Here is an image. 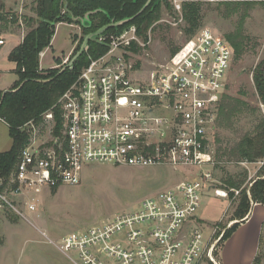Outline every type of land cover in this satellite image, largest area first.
<instances>
[{
  "label": "built area",
  "instance_id": "built-area-1",
  "mask_svg": "<svg viewBox=\"0 0 264 264\" xmlns=\"http://www.w3.org/2000/svg\"><path fill=\"white\" fill-rule=\"evenodd\" d=\"M172 3L181 13V0ZM98 37L107 52L90 57L58 100L60 134H55L51 110L38 125L26 124L30 137L12 175L11 192L34 212L45 189L80 183L87 165L185 169L183 179L140 207L51 242L75 264H219L226 229L217 227L206 236L196 214L212 191L229 198L212 169L219 106L234 56L231 43L203 27L168 60H149L145 70L139 53L151 38H141L136 25ZM6 43L0 36V53ZM0 200L7 201L6 192L0 191Z\"/></svg>",
  "mask_w": 264,
  "mask_h": 264
},
{
  "label": "rangeland",
  "instance_id": "rangeland-1",
  "mask_svg": "<svg viewBox=\"0 0 264 264\" xmlns=\"http://www.w3.org/2000/svg\"><path fill=\"white\" fill-rule=\"evenodd\" d=\"M167 1L171 8L162 4L159 20L147 30V38L141 37L146 41L151 38L150 44L139 53L145 70L150 68L149 60L156 63L168 60L183 43L197 35L203 27L210 28L216 35L227 39L225 34L235 29L239 19V14L224 16L220 11L223 6L220 2L223 0H181L182 6L183 3L197 1L202 8L201 27L194 35L188 36L183 30L186 23L183 9L181 13H178L174 9L173 0ZM35 6L34 0H0L1 12L4 14L17 12L21 14L23 22L17 30L10 24L0 22V36H4L7 41L0 53V88L2 89L0 91L3 94L4 91L11 90L13 83L17 80V74L14 71L16 65L8 59L11 50L22 41V33H26L31 28L27 25L30 18L33 19L32 26H36L41 19L34 10ZM249 13L245 23L246 33L250 36L248 49L240 59L233 56L220 105L232 101L231 98L244 99L255 110L260 108L257 110L259 115L264 114V106L258 98L252 70L264 58V4L257 3ZM83 23L86 25L87 21ZM113 33L115 32H109L107 35ZM75 35L78 39H75ZM82 36L81 23L58 22L51 47L47 50L45 57L40 60V68L61 69L66 64L64 61L72 49L69 57L75 54V47L80 44L79 40ZM145 51L149 52V56ZM219 117L213 141L214 159L219 146L233 144L243 133L251 131L256 124L254 116L247 111L235 118L232 127L223 126L222 117L220 115ZM217 138H220V142H217ZM11 147L12 138L9 127L0 121V153L9 151ZM261 166L259 162L215 159L212 169L214 179L218 186L228 190L229 198L217 197L213 191L202 198L196 217L206 236L217 227L227 229L235 221H239L233 217L238 198L244 189L250 196L252 184L264 177L259 172ZM245 171L247 178L238 189V194L228 186L226 187L224 179L228 175L235 176ZM184 173H186L185 169L175 170L169 165L148 167L87 165L82 169L80 183L45 189L40 194V201L34 212L27 210L24 198L15 196L11 192L10 183L7 189L2 191L6 192L7 201L0 200V264H75L51 241H57L73 231H83L116 213L140 207L145 199L183 179ZM231 192L234 196H231ZM263 219L264 208L259 207L251 219L243 223L238 234L236 232L240 225L233 231L230 237L219 246V264H250L252 245L258 249L261 247L255 264H264ZM230 221L234 222L229 226ZM201 264H207V262Z\"/></svg>",
  "mask_w": 264,
  "mask_h": 264
},
{
  "label": "trees",
  "instance_id": "trees-1",
  "mask_svg": "<svg viewBox=\"0 0 264 264\" xmlns=\"http://www.w3.org/2000/svg\"><path fill=\"white\" fill-rule=\"evenodd\" d=\"M34 1L36 3L34 10L41 19L36 26H32L33 19L30 18L27 25L31 28L25 33L23 40L11 50L8 59L15 63L16 68L14 71L18 79L10 91L5 94L0 91V117L8 125L12 138L11 149L0 153V191L10 185L21 151L28 143L30 134L26 124L33 121L38 125L43 121V114L51 110L57 120L55 134L59 135L61 109L58 100L76 81L82 69L89 64L90 57L97 58L108 50V46L98 42V36H96L89 41V50L84 51L72 67L65 69L63 72H61L62 68L43 70L40 68V53L51 47L52 39L56 33V24L63 21L80 23V19L84 18L86 13L91 12L89 22L86 26H82L83 36L79 40L80 44L75 47L77 52L86 35L113 21L126 18L132 19L129 23L110 28L103 34L119 32L132 24L137 26L139 34L147 38V30L155 21L159 20L162 4H165L167 8H171L167 0H151L143 10L142 8L148 0ZM257 3L264 4V0H223L220 2L223 5L220 11L224 16L230 17L239 14L235 29L225 34L234 49L236 59H240L247 52L250 36L246 33L245 23L250 15V10ZM182 9L186 22L183 30L188 36H192L202 24L201 4L197 1L186 2L183 3ZM96 10L100 11L94 12ZM140 10L142 11L140 12ZM73 17L78 18V20H73ZM21 20V14L17 12L4 14L0 11V22L10 24L16 30L21 27ZM74 37L78 39L76 35ZM252 74L258 98L264 106V58L256 64ZM231 100L219 106V115L222 117L223 126L232 127L235 118L246 113V111L254 116L256 124L251 131L243 133L233 144L224 147L219 146L216 150L215 159L217 161L225 159L248 163L264 162V114L258 115L257 110L260 108L255 110L244 99L231 98ZM217 142H220V138H217ZM259 172L264 176V164L260 167ZM246 178L247 172L245 171L235 176L228 175L224 179V183L229 189L238 190ZM15 187L13 185V188ZM230 194L234 196L233 192ZM251 202L264 204V177L257 179L252 184L250 196L246 189L240 193L238 205L233 214V217L239 219V221L225 230L219 241V246L230 237L249 213ZM257 260L258 257L255 261L257 262Z\"/></svg>",
  "mask_w": 264,
  "mask_h": 264
},
{
  "label": "water",
  "instance_id": "water-1",
  "mask_svg": "<svg viewBox=\"0 0 264 264\" xmlns=\"http://www.w3.org/2000/svg\"><path fill=\"white\" fill-rule=\"evenodd\" d=\"M150 2H151V0H148L147 3L145 4V6L142 8V10L145 9V8L147 7V5H148ZM66 6H67V4H66ZM142 10H140V12H141ZM97 11H100V10H96V11H94V12H97ZM90 13H91V12L86 13L85 17L80 19V23L82 24V26H86V25H84V23H83L85 20H86L87 22H89V14H90ZM131 19H132V18H126V19H123V20H120V21H113V22H111V23H109V24H106V25H104L103 27L99 28L97 31H95V32H91V33H89L88 35H86L85 38H84V40H83V42H82V44H81V46H80V48H79V50H78V51L72 56V58H70L69 61H68L63 67H62L61 72H63L65 69H67V68H69V67H72V65L74 64V62H75V61H76V60H77V59H78V58L84 53L86 47L88 46L89 41H90L92 38H94V37H96V36H98V35H101L102 33H104L105 31H107V30L110 29V28H114V27L122 26V25H124V24H126V23H129ZM73 20H78V18H74V17H73ZM8 91H10V90H6V91H4V94H5L6 92H8ZM243 220H244V219H243ZM235 222H238V221H235Z\"/></svg>",
  "mask_w": 264,
  "mask_h": 264
},
{
  "label": "crops",
  "instance_id": "crops-1",
  "mask_svg": "<svg viewBox=\"0 0 264 264\" xmlns=\"http://www.w3.org/2000/svg\"><path fill=\"white\" fill-rule=\"evenodd\" d=\"M73 50V49H72ZM72 50L70 51V52H72ZM17 79H18V77H17ZM15 83V82H14ZM13 83V84H14ZM0 90H2L1 88H0ZM0 121H2V120H0ZM2 122H4V121H2ZM5 123V122H4ZM248 163V162H247ZM253 204L251 205V208H250V211H249V213L246 215V217L244 218V220L243 221H241L240 222V226H239V228H238V230H237V232H236V234H238L239 233V231L242 229V227H243V223H247L250 219H251V216L253 215V213L255 212V210L256 209H258L259 207H263L264 208V204H261V203H254V202H252ZM235 223V222H234ZM262 223L264 224V219H263V221H262ZM245 227V226H244ZM233 238V237H232ZM263 242V241H262ZM261 245H262V243H261ZM260 245V246H261ZM260 248L261 247H259V249L255 246V245H252V248H251V253H250V259H249V262H250V264H255V260H256V258L258 257V251H260ZM220 257H221V254H220Z\"/></svg>",
  "mask_w": 264,
  "mask_h": 264
},
{
  "label": "flooded vegetation",
  "instance_id": "flooded-vegetation-1",
  "mask_svg": "<svg viewBox=\"0 0 264 264\" xmlns=\"http://www.w3.org/2000/svg\"><path fill=\"white\" fill-rule=\"evenodd\" d=\"M131 26V25H130Z\"/></svg>",
  "mask_w": 264,
  "mask_h": 264
}]
</instances>
